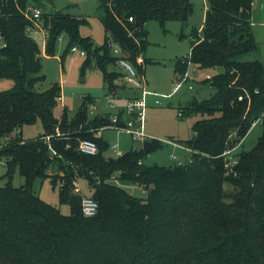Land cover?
<instances>
[{"label": "trees", "instance_id": "1", "mask_svg": "<svg viewBox=\"0 0 264 264\" xmlns=\"http://www.w3.org/2000/svg\"><path fill=\"white\" fill-rule=\"evenodd\" d=\"M253 4L208 0L202 25L191 29L189 52L175 59L173 81L186 76L190 63L203 71L220 69L202 80L214 87L209 96H193L178 110L179 116L199 115L188 138L172 139L188 149L187 159L163 165L144 163L162 146L155 137L118 155L104 154L109 144L95 133L110 128L114 114L123 125L125 107L90 114L93 99L85 95L72 115L65 107L60 118L53 115L60 86L31 88L44 77L33 76L44 59L28 32L37 28L25 11L39 3L0 0V79L13 80L0 91V159L6 167V182L0 184V264H264V126L252 147H241L264 115L263 63L240 59L257 48ZM98 7L105 31L100 45L79 33L84 19L40 8L44 55L54 54L64 34L61 57L72 46L84 50L81 70L98 69L111 94L122 75L112 68L118 57L141 77L151 61L145 56L147 22L164 26L178 20L185 26L193 9L191 0H99ZM113 45L119 55L112 53ZM37 118L43 132L23 139L22 125ZM85 138L96 142V153L78 150ZM236 144V162L228 170L223 152ZM14 169L23 185L11 183ZM37 178L57 186L59 203L68 204L69 213L33 191ZM78 178L86 180L89 196L97 201L91 216L81 212L82 195L73 190ZM123 183L142 185L145 196L132 194Z\"/></svg>", "mask_w": 264, "mask_h": 264}, {"label": "rangeland", "instance_id": "2", "mask_svg": "<svg viewBox=\"0 0 264 264\" xmlns=\"http://www.w3.org/2000/svg\"><path fill=\"white\" fill-rule=\"evenodd\" d=\"M40 8L45 11L60 10L71 15L78 16L85 21L79 25V33L88 36L95 45H100L105 37V31L100 20L101 10L98 7L99 0H37ZM192 12L188 16L187 24L178 20H168L161 26L157 20H149L146 24L148 45L145 56L151 61L147 62L143 77L124 69L122 65L116 64L112 68L121 72L115 82L118 88L111 94L107 82L103 79L101 72L93 67L81 70L83 56L78 51L67 52L63 57L61 53L66 46L67 37L62 34L55 45L53 55H44V39L40 32H34L33 38L41 48V56L44 59L39 72L33 76L43 75V78L35 79L31 88L34 90H44L51 84L57 83L60 86L62 100H57L53 107V115L60 118L63 108L72 115L81 99L89 95L93 101L89 106L90 114L113 113L124 107L127 97L143 95L145 100V115L143 127L150 137L160 140L162 146L144 158V163H158L170 165L177 163V159L170 157L171 153H176L178 159L184 161L187 154L171 144L172 139H186L192 134V123L199 115L187 114L183 112L178 115L180 106L195 96L203 98L209 96L214 87L202 82L206 71L199 69L195 64L190 63L187 69V80L181 81L175 87L173 81L174 62L177 57L187 55L190 49L191 29L198 28L204 20L205 10L208 0H191ZM251 29L254 35L257 48L254 51L240 56L242 60L258 59L264 66V0H254L251 10ZM183 33V35H182ZM1 43V40H0ZM142 59H140L141 61ZM220 68L215 67L207 70L210 73L217 72ZM141 77V79H140ZM144 78V79H143ZM144 80V82H143ZM13 84L11 78L0 79V91L9 89ZM192 87L189 88L188 85ZM264 126V115L257 119L243 139L242 148L248 149L254 145ZM43 132V125L40 119L34 122L23 124L21 127V137L32 139ZM102 137L109 145H116L119 151L130 150L137 147L140 140H133L132 136L123 129L107 128L102 131ZM238 148L239 149H241ZM105 155H117L108 148ZM6 167L0 159V184L6 182L4 176ZM24 178L18 169L13 170L11 183L14 186L24 184ZM129 192L136 196H145L146 190L140 184L123 183ZM77 186L80 193L89 195L90 188L83 178L77 179ZM226 188H230L227 184ZM33 191L44 201L59 207L62 213H69L68 204L59 203L58 188L53 187L49 178H37L32 184Z\"/></svg>", "mask_w": 264, "mask_h": 264}, {"label": "built area", "instance_id": "3", "mask_svg": "<svg viewBox=\"0 0 264 264\" xmlns=\"http://www.w3.org/2000/svg\"><path fill=\"white\" fill-rule=\"evenodd\" d=\"M41 14V9L38 6H28L25 15L29 17L32 22L34 23L35 27L38 29H42L41 26V21L39 20V16ZM131 19V17H129ZM28 32L30 34L33 33V29H28ZM61 36L59 37V39ZM71 52L78 51L81 56L84 55V50L78 48L77 46H72L70 49ZM112 53L115 55L120 54V48L117 45L112 46ZM141 57L138 58L140 61ZM117 64L122 65L124 69L130 71L132 74H134V69L131 67V64L125 60L122 57H118L117 59ZM187 76L181 78L180 80L175 81V87L179 84L181 81H186ZM144 82V81H143ZM189 88L192 86L189 84ZM144 94L141 97L137 98H130L127 99L126 104H125V113L127 115V118L125 120V123L123 125L117 124V115L112 116V124H110V128H118V129H123L127 133H129L134 140H140L143 141L146 138H150L148 134H146L144 127H143V121H144V115H145V100H144ZM58 100H62L61 95L58 96ZM178 115H181L180 112H178ZM49 136H46L45 139H48ZM173 144H176L174 141H170ZM1 145V143H0ZM239 144H236L235 146L231 148H227L223 154L225 155V167L228 170H231L232 165L236 162V159L233 158V150L235 147H237ZM114 151H116L117 154H120L121 152L118 150L116 145H112ZM78 150L83 152V153H88V154H94L97 152V144L94 140L92 139H81L78 143L77 146ZM187 149V148H186ZM188 150V149H187ZM170 157L175 158V154H171ZM188 160H190L188 158ZM73 190L74 192H80L79 187L77 186V180L74 181L73 183ZM81 212L86 215V216H91L96 213L97 211V201L85 194H81Z\"/></svg>", "mask_w": 264, "mask_h": 264}, {"label": "crops", "instance_id": "4", "mask_svg": "<svg viewBox=\"0 0 264 264\" xmlns=\"http://www.w3.org/2000/svg\"><path fill=\"white\" fill-rule=\"evenodd\" d=\"M253 7V6H252ZM40 32L41 33V35H42V37H43V39H44V41H45V37H46V31L45 30H43V29H35V30H33V33L34 32ZM33 33H32V35H33ZM2 44V41H1V43H0V45ZM209 74H211L210 72H208V71H206V74H205V76H208ZM115 94V93H114ZM140 96V95H139ZM131 97H133V96H130V97H127V99L128 98H131ZM127 101V100H126ZM113 112V111H112ZM105 129H107V128H105ZM105 129H101V130H99V131H97L95 134H96V136H102V131L103 130H105ZM20 132H21V130H20ZM21 134V133H20ZM133 139V138H132ZM134 140V139H133ZM135 141V140H134ZM137 141V140H136ZM174 141V140H173ZM175 142V141H174ZM176 144H173V143H171L173 146H175V147H177V148H179L180 150H181V153L182 152H184L183 151V149L186 151L185 152V154H187L188 153V150L182 145V144H180V143H177V142H175ZM139 145L140 144H138L137 145V147H139ZM136 147V146H135ZM134 146L132 147V148H135ZM136 147V148H137ZM108 148H110L111 149V151H112V153H116V151H114V149H113V147H112V145H109V147ZM118 148V147H117ZM119 150V149H118ZM117 154V153H116ZM171 154H175V156L177 155L176 153H171ZM170 154V155H171ZM118 155V154H117ZM176 159L177 160H179L180 161V159H178V157L176 156ZM5 166V165H4Z\"/></svg>", "mask_w": 264, "mask_h": 264}, {"label": "water", "instance_id": "5", "mask_svg": "<svg viewBox=\"0 0 264 264\" xmlns=\"http://www.w3.org/2000/svg\"><path fill=\"white\" fill-rule=\"evenodd\" d=\"M41 62L43 63V61L41 60Z\"/></svg>", "mask_w": 264, "mask_h": 264}]
</instances>
